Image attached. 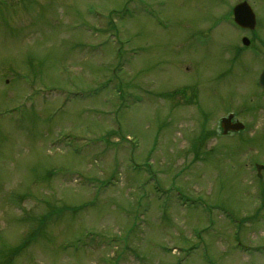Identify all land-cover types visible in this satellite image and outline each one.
<instances>
[{"label":"rangeland","instance_id":"rangeland-1","mask_svg":"<svg viewBox=\"0 0 264 264\" xmlns=\"http://www.w3.org/2000/svg\"><path fill=\"white\" fill-rule=\"evenodd\" d=\"M239 1L0 0V264H264Z\"/></svg>","mask_w":264,"mask_h":264},{"label":"water","instance_id":"water-1","mask_svg":"<svg viewBox=\"0 0 264 264\" xmlns=\"http://www.w3.org/2000/svg\"><path fill=\"white\" fill-rule=\"evenodd\" d=\"M234 17L235 21L243 27L253 28L254 27V15L252 10L247 5V3L243 2L237 5L234 8ZM260 85L264 88V71L260 75L259 80ZM231 115L225 119H222L221 125L223 127V133H226L227 130H238L241 129L242 126L239 124H230Z\"/></svg>","mask_w":264,"mask_h":264},{"label":"flooded vegetation","instance_id":"flooded-vegetation-1","mask_svg":"<svg viewBox=\"0 0 264 264\" xmlns=\"http://www.w3.org/2000/svg\"><path fill=\"white\" fill-rule=\"evenodd\" d=\"M264 69V67L262 68V69H260L258 72H257V76L259 75V73L262 71ZM259 89V88H258ZM260 90V89H259ZM262 93H261V96H260V98L262 99H264V92L263 91H261ZM254 118H256L255 116H254ZM253 119V118H252ZM233 121H236V119H233ZM253 127H257V126H255V125H252V128Z\"/></svg>","mask_w":264,"mask_h":264}]
</instances>
